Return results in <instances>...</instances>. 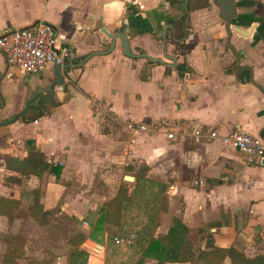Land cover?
<instances>
[{
    "label": "crops",
    "instance_id": "1",
    "mask_svg": "<svg viewBox=\"0 0 264 264\" xmlns=\"http://www.w3.org/2000/svg\"><path fill=\"white\" fill-rule=\"evenodd\" d=\"M233 1L237 17L232 22L243 28L257 22L253 37L226 26L215 0H188L187 11L185 0H61L62 13L70 6L77 8L75 15L65 17L52 13L58 0H0V33L45 20L55 26L58 41L71 47L73 57L66 62L110 50L111 39L102 30L124 28L129 29L132 53L176 62L171 68L128 57L116 39L107 54L91 56L68 72L66 91L56 88L58 95L44 101V114L36 122L21 118L0 127L4 168L13 150L20 152L19 158L25 156L26 140H32L44 157L53 152L61 160L54 159L61 164L53 166H62L58 178L45 172L41 178L26 179L39 187L44 210L59 206L58 213L72 219L67 229L80 230L74 240L82 238L80 244L69 254L52 253L55 260L50 264H80L74 254L77 249L86 252L84 264H155L153 256H145V249L152 238L164 237L175 219L189 229L193 251L204 249L212 233L216 246L233 247L248 257L264 254V164H247L238 150L218 140L195 142L190 136L192 126L201 125L220 133L242 129L264 137L260 23L252 20L247 1ZM127 3L138 11L131 19ZM152 11L164 18L155 19ZM182 11L185 27L176 41L173 34L179 32L172 23L180 20ZM164 31L166 53L172 60L164 58ZM180 63L185 65L181 73ZM53 66L42 75L19 68L8 75L0 53V112L12 116L22 109L37 86L52 80ZM159 98L166 99L168 106L155 108L152 101ZM160 119L179 123L175 140L166 139L162 130L135 134L125 127L127 121L149 124ZM125 175L133 180L125 181ZM121 185L129 198L119 221L103 222L99 210ZM6 187L0 183V189ZM5 192L0 190V196H7ZM64 196L66 201L60 205ZM3 218L0 223L6 221ZM130 233L136 235L131 247L115 242V237ZM224 264L232 263L226 257Z\"/></svg>",
    "mask_w": 264,
    "mask_h": 264
},
{
    "label": "trees",
    "instance_id": "2",
    "mask_svg": "<svg viewBox=\"0 0 264 264\" xmlns=\"http://www.w3.org/2000/svg\"><path fill=\"white\" fill-rule=\"evenodd\" d=\"M188 9V6H187ZM137 8L131 4H126V14L131 19V16L135 14ZM152 15L156 18L160 17L157 11H152ZM184 11L180 20L175 23L178 29V38H181L184 30ZM131 21V20H130ZM76 60V59H74ZM177 69L184 70V63L177 65ZM45 106L44 101L38 99L31 103L28 112L21 118L26 121H33L39 116L44 114L43 107ZM26 154L23 158H18L15 156H6L5 158V168L10 171V174L6 175L3 179V184L6 186H11L14 184H20L22 180H26L32 176L36 178H41L45 172L50 173L56 178L60 173V168L55 166H50L44 155L36 150L32 140L25 141ZM125 184V183H124ZM129 196L127 194V189L125 186L121 185L117 194L105 203L100 208L101 220L103 222H110L117 224L120 218V213L123 204L128 200ZM6 200L0 196V206L3 201ZM12 202V201H11ZM32 214H35L36 208L41 212V214L36 216H44L47 211L43 209L42 205L39 203V192L34 191ZM31 209V207H30ZM0 213L5 214V210L0 208ZM38 214V213H36ZM201 230V229H200ZM189 229L184 226L178 219H175L172 226L169 228L167 234L164 237L152 238L145 249V256H153L156 262L155 264H165V262H199L201 264H224V260L228 257L232 264H264V254H257L253 257H248L244 252L237 250L233 247H219L213 242L212 233H208L206 237V244L204 249L192 250V243L187 239ZM82 238L77 241H73L74 246H78ZM76 259H79L80 264H84L86 258V252L84 250H76L74 252ZM2 264H15L14 259L11 256V252L8 253L6 249L4 253V258ZM138 264H143L140 261Z\"/></svg>",
    "mask_w": 264,
    "mask_h": 264
},
{
    "label": "rangeland",
    "instance_id": "3",
    "mask_svg": "<svg viewBox=\"0 0 264 264\" xmlns=\"http://www.w3.org/2000/svg\"><path fill=\"white\" fill-rule=\"evenodd\" d=\"M245 1H247L249 7L252 6V8L250 7L249 9V11H252L254 14L252 20L260 22V32L262 34L260 43L264 44V4H262L260 0ZM61 6V0H58V4L54 6L52 13L58 17H65L67 14L71 13L75 15L77 11L75 6H70L65 10L66 13L64 14L62 13ZM258 54L263 55L264 49L261 52L258 51ZM45 74L49 75V72H45ZM34 77L36 80L37 77ZM152 104L155 108L157 107L160 110V107L168 106L169 102L166 99L161 100V98H159L158 100L152 101ZM21 107L22 105L18 108L20 109ZM44 108L45 106L43 109ZM10 117V113L0 112V120L8 119ZM13 142L16 143V140H9V143ZM16 147H18L17 143ZM11 154L18 158L21 157L20 152L16 150H13ZM54 154L55 153L50 152V155L45 157H50L52 161H54V159H57L54 157ZM57 160L61 161L59 159ZM3 164L4 163L2 162L0 163L1 184H3V179L6 175V170L3 167ZM61 167V165L58 166L60 171ZM0 190L2 192L6 191L5 195H7L2 196L6 200H4V203L0 206V208L6 212L5 214L0 213V217L3 216L6 218V221L0 223V264H2L6 249H8V253L11 252L15 264H50L52 260H55V258H52V253L57 255L69 254V252L74 249L75 246L72 245V242L77 238L80 230L77 226L73 227L71 231L67 229V226H69L68 222L72 219H70L65 213H58L59 206L46 210L47 214L44 216H36L41 214L38 208H36L35 214H32V207L34 206V204H32L34 191L38 190V192H40L39 187L34 184V182H26V180H22L20 184L11 185ZM65 201L66 197H61L59 204L61 205ZM173 201L175 204L177 198H173ZM165 203L170 205L166 201ZM54 227H56V229H53ZM50 234L52 236L51 238L49 237ZM69 236H71L70 239ZM58 240H65V242L61 243L58 242Z\"/></svg>",
    "mask_w": 264,
    "mask_h": 264
},
{
    "label": "built area",
    "instance_id": "4",
    "mask_svg": "<svg viewBox=\"0 0 264 264\" xmlns=\"http://www.w3.org/2000/svg\"><path fill=\"white\" fill-rule=\"evenodd\" d=\"M0 53L5 56L8 75L12 69L19 68L31 75L42 74L50 65L62 64L73 57L69 45L60 43L55 26L45 20L35 21L33 24L0 33ZM35 121V120H34ZM179 123L164 119L146 124L127 121L125 127L132 133H148L162 130L169 141L176 139ZM190 136L195 142L202 140H218L226 146L238 150L247 164H263L264 138L253 135L242 129L220 133L216 128H204L194 125ZM48 164L59 165L61 162L46 159ZM135 233L126 237H115V242L121 246L131 247L135 244Z\"/></svg>",
    "mask_w": 264,
    "mask_h": 264
},
{
    "label": "water",
    "instance_id": "5",
    "mask_svg": "<svg viewBox=\"0 0 264 264\" xmlns=\"http://www.w3.org/2000/svg\"><path fill=\"white\" fill-rule=\"evenodd\" d=\"M187 2L188 0H185V11H187ZM215 4L219 7L220 9V17L222 21L225 23L226 26H230L231 30L234 31L235 33L246 37V38H251L253 37L254 31L256 30L257 27V22H252L247 28H243L241 26H238L237 24L233 23V19L237 17V11H236V5L233 0H215ZM173 26L175 27V23H172ZM108 37L111 39V44H110V50H112L115 40L118 39L120 41L121 47L123 49V52L126 56L128 57H141V58H146L147 60L151 61L152 65H169L171 68H174L176 66V62L173 61L166 53V31L163 33V40L161 41V44L164 49V58L165 60H172V63H168L167 61H164L160 57H152L148 54L145 53H132L129 48V42L126 33H128L129 29L124 28L119 31H114V32H109L106 29L102 30ZM173 38L178 41V37L173 34ZM110 50L107 51H102V50H97L89 53L85 57L82 58L81 61L79 62H64L62 64H55L52 68V74L53 78L52 80L44 86H37V91H35L30 97H28L24 103L22 109L17 111L14 115H12L10 118L5 119V120H0V127L10 125L14 123L15 121H21V116L26 114V112L29 110L30 104L37 99L38 97L41 98L43 101H51L53 97H56L59 93V91L56 88H61V92H65L67 88L66 84V77L68 75L69 71H72L74 69L80 68L91 56L94 55H104L107 54ZM183 70H179L181 73ZM45 93H48V97H45ZM3 103L1 94H0V104ZM262 136V135H261ZM263 137V136H262ZM264 138V137H263ZM264 164V162H263ZM125 181H132L133 176L130 175H125L124 176Z\"/></svg>",
    "mask_w": 264,
    "mask_h": 264
},
{
    "label": "flooded vegetation",
    "instance_id": "6",
    "mask_svg": "<svg viewBox=\"0 0 264 264\" xmlns=\"http://www.w3.org/2000/svg\"><path fill=\"white\" fill-rule=\"evenodd\" d=\"M259 23H260V22H259ZM258 26H259V25H258ZM258 26H257V27H258ZM42 74H43V73H42ZM42 74H40V75H42ZM35 91H37V88L35 89ZM35 91H34V92H35Z\"/></svg>",
    "mask_w": 264,
    "mask_h": 264
}]
</instances>
